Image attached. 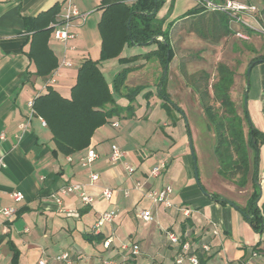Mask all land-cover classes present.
I'll use <instances>...</instances> for the list:
<instances>
[{
	"label": "crops",
	"instance_id": "obj_1",
	"mask_svg": "<svg viewBox=\"0 0 264 264\" xmlns=\"http://www.w3.org/2000/svg\"><path fill=\"white\" fill-rule=\"evenodd\" d=\"M74 2L81 12L88 14L87 20L74 30L75 39L66 44L56 42L51 33L48 45L59 65L45 79L38 75L30 57L32 34L27 31L26 20L58 6V21L64 14L65 0H0V154L4 164L0 165V209L16 208L14 218L9 221L0 213V264H38L40 259L53 264L55 256L62 252L70 254L73 264H104L106 260L116 264H177L179 247L168 242L166 231L182 236L184 226L187 240L192 243L190 254L208 259L200 264H264V253L253 251L264 238L252 230L237 208L211 199V194H218L244 207L253 187L249 183L239 190L219 176L213 139L196 82L206 70L195 77L190 62H184L185 69L181 68V58L175 51V31L182 28V33L193 34V20L203 17L194 13L196 0H165L156 17L163 22V30L168 25L173 26L174 58L165 83V93L174 105L171 115L162 107L164 101L159 96L162 67L155 58H147L157 45H127L118 58L100 62L99 66L118 107L126 109L130 105L127 95L140 89L132 103L134 110L113 117L98 128L87 149L70 156L54 153L52 133L43 119L33 113L30 104L46 94L48 87L69 99L82 62L99 61L101 57L102 0ZM207 14L206 19L213 16V13ZM197 32L200 39L208 42L211 39L208 30V36L200 30ZM234 37L238 39L235 34L216 35V39L210 41L220 47ZM63 61L71 62L72 66H62ZM243 67V63L237 70L229 67L235 73L231 94L240 114L246 89L241 84ZM251 71L255 73L257 86L249 88L245 107L254 127L264 135V61ZM120 73H125V78L114 88ZM53 75L55 83L49 84ZM117 122L119 126L114 127ZM21 125H25L23 130ZM189 132L199 184L189 147ZM115 145L124 151L125 157L111 163L110 154ZM89 149L94 150L98 158L84 165ZM258 155L261 205L264 202V143ZM163 161L166 168L161 175L151 177L150 170ZM127 164L135 168L133 175L127 173ZM93 174L98 175L97 181H92ZM137 182L142 184V190L136 188ZM71 184L83 185L95 198L93 204L84 206L77 196L63 195L62 189ZM167 186L172 188L170 208L154 203L145 195L150 189ZM201 186L210 197L203 193ZM105 189L113 191L110 201L99 198ZM12 192L22 193L24 199L14 202L9 196ZM184 208L192 210L189 218L184 216ZM142 209L151 210L155 220L147 223L138 219L136 214ZM110 210L117 211L114 220L96 229L100 214ZM68 211L78 213V217L68 216ZM107 241H111L109 246H106ZM124 243L138 244L140 254L134 257L130 251H122ZM204 245L209 246L208 252L202 251Z\"/></svg>",
	"mask_w": 264,
	"mask_h": 264
},
{
	"label": "trees",
	"instance_id": "obj_2",
	"mask_svg": "<svg viewBox=\"0 0 264 264\" xmlns=\"http://www.w3.org/2000/svg\"><path fill=\"white\" fill-rule=\"evenodd\" d=\"M164 4L165 0H102L100 6L102 16L99 22L102 40L100 60L86 59L82 62L69 99L48 87V92L33 102L34 114L43 119L52 133L54 153L70 156L87 149L98 128L107 124L113 117L134 110L132 103L140 89L137 88L127 95L130 105L126 109L118 107L99 66L100 62L118 58L127 45H157V49L148 54L147 58H155L162 67L163 77L159 96L164 101L162 107L171 115L174 105L165 93L168 77V69L166 73L165 69L174 58V49L171 45L173 26L168 25L163 30V22L156 18ZM59 11V7L55 6L26 20L27 31L32 34L30 57L37 66L38 75L45 79L59 65L48 45L52 33L51 24L57 21ZM194 13L201 14L203 16L201 18L206 17L207 13H213V16L203 24L207 27L211 39H216V35L225 37L235 34L229 29L231 20L226 14L209 12L198 5ZM261 61H264V56L252 59L249 67ZM234 75V71L227 65L218 64L214 81L210 83V74L204 72L196 80L197 89L207 127L212 135L213 153L218 163L219 176L239 190L245 189L251 183L253 191L244 207L218 194H211V199L221 205L237 206L252 230L264 238V202L259 205L258 186V154L260 145L264 143V135L251 122L244 98L242 114L239 113L238 106L231 97ZM124 78L125 73H120L114 81V88H117ZM248 90L249 87L245 91ZM145 96L148 98L149 93ZM175 108L182 112L180 108ZM132 115L133 113L130 114ZM201 190L205 188L201 186ZM186 235L187 228L184 226L181 236L183 242L188 239ZM253 251L264 253V239L253 248ZM198 259L199 263L208 261L201 256H198Z\"/></svg>",
	"mask_w": 264,
	"mask_h": 264
},
{
	"label": "built area",
	"instance_id": "obj_3",
	"mask_svg": "<svg viewBox=\"0 0 264 264\" xmlns=\"http://www.w3.org/2000/svg\"><path fill=\"white\" fill-rule=\"evenodd\" d=\"M197 5L202 7L204 10L209 12H219L226 14L231 23L242 26L246 31L237 30L235 31V36L242 41H250L252 32H255L260 35H264V28L260 24L258 18L259 9L252 0H221L222 3L210 0H196ZM87 13H83L79 10L74 0H65L64 14L60 17L57 22L51 24L52 36L54 40L61 44H66L68 41L75 39L76 35L74 30L78 27L85 24L87 20ZM62 66L70 67L72 66L71 62L63 61ZM57 74V71L54 75ZM54 75L48 80L49 84H54L55 79ZM33 110V103L30 104ZM34 113V111H33ZM114 127H118L119 123H114ZM22 130L25 128V125H21ZM125 157L124 151L118 147L113 146L110 154V162L118 163L123 160ZM98 158V154L89 149L86 157L83 159L84 165L92 163ZM0 165L3 164V156L0 154ZM166 168V163L163 161L159 165L153 167L150 170L151 177H159L162 171ZM126 171L129 175H133L135 168L131 165H126ZM98 175L93 174L91 176L92 181L98 180ZM136 188L142 190L143 186L140 182L136 183ZM63 195H75L81 201L84 206H91L95 201V198L87 193L84 186L81 184H71L67 185L62 189ZM172 194V188L170 186L165 187L164 189L156 190L150 189L145 192V195L156 204H164L165 207L170 208L172 204L169 200V197ZM10 198L19 203L24 199V196L20 192H12ZM103 200L110 201L113 198V191L110 189H105L99 196ZM57 202L61 204V200L57 199ZM185 217L189 218L192 214V210L189 208L182 209ZM1 215L6 221L12 220L16 214L15 207H6L0 209ZM68 216L78 217V213L68 211L66 212ZM117 215V211L110 210L100 214L99 219L96 224V229L102 227L105 223L112 222ZM137 218L144 222H153L155 216L151 210L142 209L139 210L136 214ZM166 238L171 245L179 247V253L177 254L176 263L183 264L188 261L190 264H200L199 259L196 255L190 254L192 250V243L189 240L182 241L180 235L176 234L171 230L166 231ZM111 241L106 242V246H109ZM122 251H130L132 256H138L140 254V247L138 244L124 243L121 246ZM203 252L209 251V246H202ZM255 256V255H254ZM55 263L53 264H73L70 254L67 252H62L55 256L53 259ZM38 264H51L46 259H40ZM104 264H116L113 260H106Z\"/></svg>",
	"mask_w": 264,
	"mask_h": 264
},
{
	"label": "rangeland",
	"instance_id": "obj_4",
	"mask_svg": "<svg viewBox=\"0 0 264 264\" xmlns=\"http://www.w3.org/2000/svg\"><path fill=\"white\" fill-rule=\"evenodd\" d=\"M254 1L259 9L258 18L260 20V24L264 28V0H254ZM217 2L222 3L221 0H218ZM204 21L205 22L207 21L206 17L202 19L198 18L193 20L192 22L193 26L191 27L193 34L182 33V28H179L175 31L174 46L176 53L178 54V56H180L182 61L181 68L185 69V67H183L184 62L185 63L190 62L191 71L193 72V75L195 74L194 75L195 77H198L202 70H206V73H209L211 76L210 83H212L216 78V67L219 63L227 64L230 68L235 70L239 69L241 63H243L244 71L243 73H241V77L243 79L241 84L243 85V88L246 86L247 89V87L250 88L252 85L253 89H256L257 85L255 81V73L252 74L251 71L250 75H248V70H249L248 65L251 62V59H253L256 56L259 57L261 54H264V35H260L255 32H252L250 33L252 38L251 41L249 42L238 40L234 37L231 39L230 42H226L220 45V47H217V45H213L210 41V40L213 41V38L210 39L208 42L204 39H200L201 37L198 34H196V32L199 30L203 32V34L208 33L207 29L205 28L206 26L205 27L202 26L203 24H205ZM229 28L232 31H237L238 29L242 31H246L242 26L234 23H231L229 25ZM208 35L209 34H207V36ZM230 47H232V50H230ZM233 49L236 50L234 52L235 54H232ZM238 50L240 51V53H238ZM247 59H248V63H247ZM191 95L196 103L194 92H192ZM231 97L233 99L234 94L233 95L231 94ZM243 98L245 102L246 93L243 94ZM198 110H201V108L199 107Z\"/></svg>",
	"mask_w": 264,
	"mask_h": 264
},
{
	"label": "water",
	"instance_id": "obj_5",
	"mask_svg": "<svg viewBox=\"0 0 264 264\" xmlns=\"http://www.w3.org/2000/svg\"><path fill=\"white\" fill-rule=\"evenodd\" d=\"M262 62V61H261ZM255 65V63L251 66V67H249V70H248V75H250V73H251V70H252V67ZM168 67H169V65L167 64L166 65V69H165V73L167 72V69H168ZM247 96H248V93L246 92V98H245V103L247 102ZM183 117H184V120H185V122H186V125L188 126V122H187V119H186V117H185V115L182 113L181 114ZM189 147H190V149H191V153H192V156H193V159H194V163H195V170H196V172H195V176H196V181H197V183L199 184V177H198V173H197V162H196V159H195V153H194V149H193V141H192V137H191V134H190V132H189ZM203 191V193L206 195V196H208V197H210V194L208 193V192H206L205 190H202ZM234 208H237V206H235L234 204H231Z\"/></svg>",
	"mask_w": 264,
	"mask_h": 264
}]
</instances>
